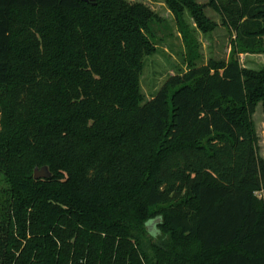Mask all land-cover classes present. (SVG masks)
Masks as SVG:
<instances>
[{
	"label": "trees",
	"instance_id": "1",
	"mask_svg": "<svg viewBox=\"0 0 264 264\" xmlns=\"http://www.w3.org/2000/svg\"><path fill=\"white\" fill-rule=\"evenodd\" d=\"M164 1L188 69L147 98L148 5L0 0V264H264V67L239 57L264 53V0H209L235 39L202 64L183 14L209 33L206 5Z\"/></svg>",
	"mask_w": 264,
	"mask_h": 264
},
{
	"label": "rangeland",
	"instance_id": "2",
	"mask_svg": "<svg viewBox=\"0 0 264 264\" xmlns=\"http://www.w3.org/2000/svg\"><path fill=\"white\" fill-rule=\"evenodd\" d=\"M143 2L154 10L159 21L153 26L155 32L156 52L146 57L144 72L141 77L142 91L147 98L154 96L169 77L182 73L188 69L190 50L181 31L180 21L171 11L164 0H129ZM198 4H204L206 15L216 24V28L209 32H203L197 25L189 10L183 14V22L191 35L198 63L224 60L231 58L232 43L235 34L224 24L220 14L208 5L209 0H195ZM240 61L245 68L259 70L264 67V53H241ZM255 132L258 137L257 145L259 154L264 158V106L259 102L253 115ZM150 242L152 239L145 235ZM151 239V240H150ZM157 239H153V242ZM150 254H154L152 251Z\"/></svg>",
	"mask_w": 264,
	"mask_h": 264
},
{
	"label": "water",
	"instance_id": "3",
	"mask_svg": "<svg viewBox=\"0 0 264 264\" xmlns=\"http://www.w3.org/2000/svg\"><path fill=\"white\" fill-rule=\"evenodd\" d=\"M85 2H91L93 4L96 3V0H84ZM52 176V173L48 166H42L41 168L36 167L34 170V178L40 179V178H49Z\"/></svg>",
	"mask_w": 264,
	"mask_h": 264
},
{
	"label": "clouds",
	"instance_id": "4",
	"mask_svg": "<svg viewBox=\"0 0 264 264\" xmlns=\"http://www.w3.org/2000/svg\"><path fill=\"white\" fill-rule=\"evenodd\" d=\"M157 223H163V221H157L156 219L150 220L148 222H146V226L148 224L151 225V229L148 232V235L151 236L153 239L158 238L161 235V231L159 229V227H157Z\"/></svg>",
	"mask_w": 264,
	"mask_h": 264
}]
</instances>
